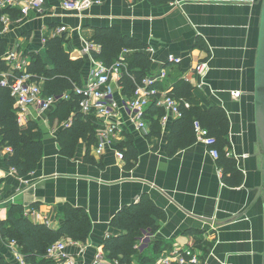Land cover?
Here are the masks:
<instances>
[{"label":"crops","instance_id":"1","mask_svg":"<svg viewBox=\"0 0 264 264\" xmlns=\"http://www.w3.org/2000/svg\"><path fill=\"white\" fill-rule=\"evenodd\" d=\"M101 1L82 14L65 10L60 0H47L43 16L30 14L13 21L10 14H3L10 20L0 36L6 41V53H16L27 61L30 54L40 53L50 66L46 41L65 27L67 51L73 59L87 61L86 83L93 65L84 49L96 30L113 28L146 44L153 51V73L163 68L168 72L159 89L169 91L176 81L190 76L203 107L219 105L227 112L230 132L226 152L237 161L242 185L224 182L219 160L201 141L172 148L170 124L176 119L165 129L158 123L156 130L151 127L138 132L123 115V130L102 158L92 152L87 156L88 145L82 140L74 155L67 157L61 154L58 135L74 113L61 121L60 104L46 113L29 108L19 119L23 125L34 122L41 129L43 155L37 171L21 178L7 166L9 153L1 148L5 203L0 206V219L7 221L14 205L35 207L42 218L38 223L46 222L58 230L66 205L82 208L93 223L89 241H61L79 264H91L103 250L104 241L118 233L112 226L116 216L147 197L166 213L153 241L192 245L202 264H264V190L254 205L259 190L264 189V160L256 145L251 95L263 0H172L162 5L148 0ZM169 56L182 63L170 66ZM203 62L208 65L205 74L194 75V68ZM6 74L0 73V79ZM237 92L239 98L233 96ZM115 94L119 100L124 97L119 89ZM117 152L127 158L120 161ZM243 213L241 219L224 224ZM9 250L0 236V254L6 253L10 259Z\"/></svg>","mask_w":264,"mask_h":264},{"label":"trees","instance_id":"2","mask_svg":"<svg viewBox=\"0 0 264 264\" xmlns=\"http://www.w3.org/2000/svg\"><path fill=\"white\" fill-rule=\"evenodd\" d=\"M154 5H162L172 0H148ZM15 12V13H14ZM10 14L16 21L21 17L20 11L4 9L0 16ZM15 14V15H14ZM67 35H55L46 41V55L51 63L49 66L40 53L29 55L30 62L26 71L33 75V80L43 85L46 96L61 98L66 92H71V100L60 102L59 115L61 121L74 113L73 125L64 129L58 135L61 154L72 157L79 141L88 145L87 156L90 157L92 146L97 143L96 131L98 125L92 116L83 115L78 108V97L74 95L75 86L84 84V70L87 61L84 58L73 59L65 45ZM88 43L97 45L99 50H92L91 56L95 61L106 67L116 63L124 50H131L128 72H124L119 81L124 97L130 98L137 85L144 78L153 74V61L144 51L147 45L130 38L113 28H103L95 31ZM6 41L0 38V73H14L5 60L7 54ZM1 81V79H0ZM169 95L181 104L182 118L172 120L170 124V145L172 148L188 147L198 141L194 123L198 121L208 130L209 137L214 139L211 148L218 150L219 163L223 172L224 182L231 186L242 185V173L235 158L228 156L230 121L227 112L219 105L205 108L198 100L191 83L180 79L170 86ZM189 103L190 108L184 104ZM151 114V126L158 129V118L164 112L153 104L148 111ZM0 148L10 149L6 155V164L16 171L21 178H26L37 171L43 155V133L34 122L21 124L19 109L9 87L0 85ZM131 150V146L128 147ZM127 158V155L125 156ZM25 208L14 205L10 209L8 220L2 222L0 236L9 244L18 243V252L24 256L26 264H57L56 260L48 257V250L62 239L73 243L86 244L93 230V223L88 213L82 209L66 205L60 217L63 225L58 230L48 226L46 222H34L24 215ZM166 220V213L155 205L149 198L144 197L137 204L124 208L114 219L113 228L118 233L106 239L103 252L108 261H118L123 264H150L164 251L170 250V243L153 241L150 249L140 254L136 248L138 242L146 234L155 236L161 224ZM141 237V238H140ZM140 238V239H139ZM153 251V254L151 252ZM11 262V263H10ZM0 264H14L13 261Z\"/></svg>","mask_w":264,"mask_h":264},{"label":"built area","instance_id":"3","mask_svg":"<svg viewBox=\"0 0 264 264\" xmlns=\"http://www.w3.org/2000/svg\"><path fill=\"white\" fill-rule=\"evenodd\" d=\"M62 7L70 12L84 13L91 10L95 6L102 4L101 0H60ZM47 0H0V11L7 8H18L23 17L30 14L43 16L45 12ZM9 19L0 16V36L7 31ZM68 32V29L60 28L55 35H62ZM100 47L90 43L85 44L84 53L91 55L92 50H99ZM152 60V49H145ZM133 53L131 50H124L119 60L110 67L92 59V70L90 78L82 86H75L73 93L78 97L79 111L85 116H92L98 125L96 131L97 143L92 147V154L96 158H102L109 148L113 147L116 137L123 130L122 116L126 115L130 119V123L134 125L138 132H144L151 129V114L149 108L156 103L158 109L164 114L158 118V122L165 129L168 127L171 119H180L183 114L181 112V104L169 95V91L159 89V84L164 82L168 77L166 68L158 73H153L142 80L134 94L130 97H123L119 100L115 94L116 89L121 91L119 81L124 72H128L127 60ZM92 57V56H91ZM5 60L16 70L18 74L10 72L6 74L0 81L1 86L9 87L12 96L15 98L16 107L19 109V115L22 111L29 108L35 109L41 113L51 111L62 101H70L71 94H64L61 98L49 97L43 93V85L33 80V75L26 71V66L30 61L25 58H19L16 53L5 55ZM168 63L170 66H178L182 63L180 58L169 56ZM207 63L198 64L192 73L194 75L203 76L207 69ZM184 80L191 82L190 76L185 75ZM241 93H234L235 98H239ZM185 108H190V104H184ZM20 123L21 119H19ZM73 125V117L65 125L70 128ZM195 133L199 141L207 148L209 154L219 160L220 154L217 149L211 148L214 139L209 137L208 130L203 128L198 121L194 123ZM10 153L11 150L7 149ZM120 161H124L125 154L123 152L116 153ZM4 158L3 151L0 148V161ZM5 203L2 195V180L0 178V206ZM24 215L34 222H41L42 218L35 207H26ZM2 221L0 219V229ZM153 236L146 234L142 238L136 248L140 254L146 253L153 242ZM171 245V249L164 251L158 258L150 264H202L201 256L196 249L190 245ZM11 252V260L14 264H26L24 256L18 252V243L11 241L9 243ZM48 257L56 260L57 264H79L77 260L71 257L66 251V245L59 241L48 250ZM91 264H123L118 261H108L103 250L96 253ZM132 264H140L138 261Z\"/></svg>","mask_w":264,"mask_h":264},{"label":"water","instance_id":"4","mask_svg":"<svg viewBox=\"0 0 264 264\" xmlns=\"http://www.w3.org/2000/svg\"><path fill=\"white\" fill-rule=\"evenodd\" d=\"M254 99V124L256 130V145L258 154L264 160V0L261 11V20L259 27V37L257 46V56L254 74V89L251 92ZM263 190L260 189L257 194L254 205L263 196ZM243 214L237 215L224 224H229L241 219Z\"/></svg>","mask_w":264,"mask_h":264},{"label":"rangeland","instance_id":"5","mask_svg":"<svg viewBox=\"0 0 264 264\" xmlns=\"http://www.w3.org/2000/svg\"><path fill=\"white\" fill-rule=\"evenodd\" d=\"M0 259L3 260L4 262H8V261L10 262L9 256L6 253L5 254L4 253L3 254H0Z\"/></svg>","mask_w":264,"mask_h":264}]
</instances>
